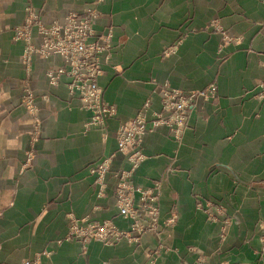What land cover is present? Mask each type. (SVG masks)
Returning a JSON list of instances; mask_svg holds the SVG:
<instances>
[{
    "label": "crops",
    "instance_id": "1",
    "mask_svg": "<svg viewBox=\"0 0 264 264\" xmlns=\"http://www.w3.org/2000/svg\"><path fill=\"white\" fill-rule=\"evenodd\" d=\"M27 7L45 25L93 9L96 35L111 33L98 84L116 113L102 128H86L92 114L68 76L49 84L47 72L66 67L60 56L35 55L26 72L13 29ZM262 82L264 0H0V264H264ZM165 89L198 94L184 126L148 129L120 152L118 127L145 104L150 125ZM109 156L100 191L90 169ZM123 179L136 218L152 224L142 234L119 213ZM72 218L131 235L68 237Z\"/></svg>",
    "mask_w": 264,
    "mask_h": 264
},
{
    "label": "built area",
    "instance_id": "2",
    "mask_svg": "<svg viewBox=\"0 0 264 264\" xmlns=\"http://www.w3.org/2000/svg\"><path fill=\"white\" fill-rule=\"evenodd\" d=\"M97 13L93 9H88L82 17L77 14H68L62 22H55L45 25L39 14L31 7L26 8V18L22 25L13 29L14 39L24 43L21 56V63L26 72L30 71L33 56L40 55L44 58L60 56L66 67L57 70L50 69L47 72L49 84L55 86L60 80V76L66 75L71 81L67 85L69 94L77 96L80 101V108L89 111L90 121L86 128H102L107 120L115 115L113 106L107 104L102 98V90L98 84L102 75L103 65L110 62L111 33L106 32L97 36L94 31V23ZM40 36V43H33V32ZM259 88L264 89V82L259 84ZM215 88L211 85L207 94L214 95ZM198 94H181L180 92L162 91V111L154 116L151 124L145 117L149 105L145 104L142 110L132 119L122 123L116 133L117 147L120 152H124L140 145L143 136L148 129H156L161 126L169 128L177 126L182 128L191 106ZM24 104L28 110L35 114L36 107L33 103V93L30 88L25 89ZM173 131V130H172ZM176 133L177 131L174 130ZM138 159L133 160V165H138ZM112 156L102 159L96 166L90 169V173L95 175V182L103 189V182L109 171ZM30 162V157H28ZM131 191L128 183L123 179L116 190V202L119 213L122 217L133 218L134 223L130 232L142 234L151 225L143 224L137 215L139 210L135 207V202L129 194ZM141 200L146 201L150 197L149 192L141 193ZM152 211L157 215V208L151 206ZM156 218L153 217V221ZM130 232H121L110 223L92 224L88 227H81L80 220L71 219L68 237L82 238L84 241L97 239L105 244L112 245L122 237H130ZM262 252L264 253V236L262 237ZM24 264H29L25 262Z\"/></svg>",
    "mask_w": 264,
    "mask_h": 264
}]
</instances>
